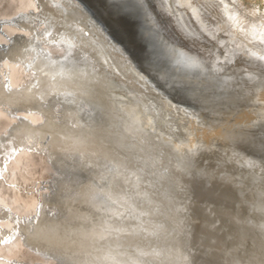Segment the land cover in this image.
I'll return each mask as SVG.
<instances>
[{"label":"rangeland","instance_id":"rangeland-1","mask_svg":"<svg viewBox=\"0 0 264 264\" xmlns=\"http://www.w3.org/2000/svg\"><path fill=\"white\" fill-rule=\"evenodd\" d=\"M97 1L140 43L135 58L93 29L114 121L96 142L122 161L118 191L138 208L121 219L137 230L114 235L150 264H264V0Z\"/></svg>","mask_w":264,"mask_h":264},{"label":"bare ground","instance_id":"bare-ground-1","mask_svg":"<svg viewBox=\"0 0 264 264\" xmlns=\"http://www.w3.org/2000/svg\"><path fill=\"white\" fill-rule=\"evenodd\" d=\"M95 24L79 0H0V264H150L114 235L138 208L96 142L114 121Z\"/></svg>","mask_w":264,"mask_h":264},{"label":"water","instance_id":"water-1","mask_svg":"<svg viewBox=\"0 0 264 264\" xmlns=\"http://www.w3.org/2000/svg\"><path fill=\"white\" fill-rule=\"evenodd\" d=\"M79 1L83 4L84 9L90 13L93 20L109 34L112 41L115 42L116 40L114 36L118 37L119 41L123 42L122 44L130 50L135 58L140 57V43L133 36L135 35L133 20L118 14L106 2L99 3L97 0Z\"/></svg>","mask_w":264,"mask_h":264}]
</instances>
